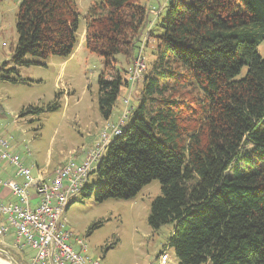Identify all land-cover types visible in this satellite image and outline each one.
I'll return each instance as SVG.
<instances>
[{
    "label": "trees",
    "instance_id": "obj_1",
    "mask_svg": "<svg viewBox=\"0 0 264 264\" xmlns=\"http://www.w3.org/2000/svg\"><path fill=\"white\" fill-rule=\"evenodd\" d=\"M140 1L97 0L87 16L86 47L107 70L98 80L107 120L136 53L156 41L137 104L91 173L102 182L96 200L132 199L158 180L148 222L173 226L180 264H264V0H173L159 24ZM16 29V65L69 58L77 0H23ZM42 112L30 106L20 117ZM96 188L88 181L82 191Z\"/></svg>",
    "mask_w": 264,
    "mask_h": 264
},
{
    "label": "rangeland",
    "instance_id": "obj_2",
    "mask_svg": "<svg viewBox=\"0 0 264 264\" xmlns=\"http://www.w3.org/2000/svg\"><path fill=\"white\" fill-rule=\"evenodd\" d=\"M96 1L77 0L78 43L69 58L26 56L24 62L32 64L21 66L16 65L12 57L18 42L17 14L23 0H0V136L8 138L11 152L18 154L34 174L39 171L47 177L60 163L71 158L79 160V151L99 141L108 120L117 124L125 113L123 98L128 93L127 88L122 89L110 119H105L100 111L98 80L107 70L103 59L86 47L87 16ZM172 1L141 0L140 3L152 12L150 19L159 24L167 17ZM150 42L146 49L143 45L146 73L156 59L152 51L156 41ZM258 54L264 57V42L258 47ZM116 59V67H128L123 56ZM245 72L246 68L242 75ZM136 85L135 97L130 102L132 107L139 99L142 80ZM56 103L59 109H47ZM30 106L43 112L20 117ZM1 163L0 167H3L4 162ZM92 183H97V188L88 197L86 191H82L72 200L64 216L65 226L73 234L71 243L76 251L81 250L77 246L80 239L87 248L84 255L100 259L101 264H159L162 253L168 255L166 264H180L174 248L169 245L173 226L155 230L148 222L153 200L162 195L160 181H152L135 198L109 199L102 203L96 200L102 182L97 176L90 175L89 185ZM25 250L29 261L34 251L31 248Z\"/></svg>",
    "mask_w": 264,
    "mask_h": 264
},
{
    "label": "built area",
    "instance_id": "obj_3",
    "mask_svg": "<svg viewBox=\"0 0 264 264\" xmlns=\"http://www.w3.org/2000/svg\"><path fill=\"white\" fill-rule=\"evenodd\" d=\"M144 52L142 45L129 69L128 93L123 98L126 109L120 122L108 123L95 145L80 150L77 158L83 155L82 159L76 161L71 158L47 177L42 172L35 176L21 157L11 152L8 138L0 136V162L14 168L16 177L14 180L0 179V187L7 188L15 198L7 202L0 199V239L3 241L13 232L15 247L34 251L30 264H101L100 259L84 255L87 248L83 240H77L81 250L76 251L71 243L73 234L66 228L64 216L72 200L82 192L91 173L105 157L113 139L122 134L133 111L130 102L135 97L136 84L147 71ZM167 261L168 255L162 253L159 264ZM5 262L13 264L11 259Z\"/></svg>",
    "mask_w": 264,
    "mask_h": 264
},
{
    "label": "crops",
    "instance_id": "obj_4",
    "mask_svg": "<svg viewBox=\"0 0 264 264\" xmlns=\"http://www.w3.org/2000/svg\"><path fill=\"white\" fill-rule=\"evenodd\" d=\"M4 113H6V112H4ZM108 123L116 124L115 122H110L109 120H108ZM84 148L89 149L90 147H84ZM82 158H83V155L81 156L80 159H82ZM1 164L2 163L0 162V165ZM11 168L12 167L7 166L6 164H4L3 167H0V179L1 180L6 181V180L16 179L15 170L13 168V170L10 171ZM38 173H39V171L34 175L37 176ZM17 180H21V179L17 178ZM0 199L7 202V201H14L15 198L13 197V195L10 193V191L7 188H4L1 186L0 187ZM9 240H10V242H8ZM3 241L0 239V259H1L0 264H6L5 258L6 259L10 258L12 260V262L14 260L13 264L14 263L15 264H30V260H31L32 256L30 255L31 257L29 258V261H27L29 255H28L27 251L25 250L26 248L23 247L22 249H19L13 245V241H14L13 232L10 233Z\"/></svg>",
    "mask_w": 264,
    "mask_h": 264
},
{
    "label": "water",
    "instance_id": "obj_5",
    "mask_svg": "<svg viewBox=\"0 0 264 264\" xmlns=\"http://www.w3.org/2000/svg\"><path fill=\"white\" fill-rule=\"evenodd\" d=\"M13 262H14V260H13ZM15 264V263H14Z\"/></svg>",
    "mask_w": 264,
    "mask_h": 264
},
{
    "label": "bare ground",
    "instance_id": "obj_6",
    "mask_svg": "<svg viewBox=\"0 0 264 264\" xmlns=\"http://www.w3.org/2000/svg\"><path fill=\"white\" fill-rule=\"evenodd\" d=\"M7 264V263H6Z\"/></svg>",
    "mask_w": 264,
    "mask_h": 264
}]
</instances>
